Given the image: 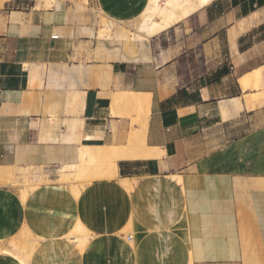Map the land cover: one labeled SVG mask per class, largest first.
<instances>
[{
  "label": "crops",
  "instance_id": "crops-1",
  "mask_svg": "<svg viewBox=\"0 0 264 264\" xmlns=\"http://www.w3.org/2000/svg\"><path fill=\"white\" fill-rule=\"evenodd\" d=\"M53 1L0 0V169L54 171L26 197L0 175V264H23L15 245L27 264H264V0H213L127 48L98 36L93 0ZM130 1L149 4L106 12ZM134 131L161 156L60 182Z\"/></svg>",
  "mask_w": 264,
  "mask_h": 264
},
{
  "label": "bare ground",
  "instance_id": "bare-ground-1",
  "mask_svg": "<svg viewBox=\"0 0 264 264\" xmlns=\"http://www.w3.org/2000/svg\"><path fill=\"white\" fill-rule=\"evenodd\" d=\"M52 2L54 1L49 0V3ZM212 2L213 0H150V3L146 6L144 13L142 14V21L136 29V34H135L136 37L135 35L134 37L137 38L138 40L149 42V40L152 39L153 37L159 36L160 34L168 30H171L177 27L178 25H180L181 23L185 22L194 13L209 6ZM242 84L245 89L249 88L250 85L249 80L244 79L242 81ZM132 100H133L132 101L133 106L139 112L141 119H143L142 121L145 122L144 119L148 114L147 102H145L143 99H132ZM116 101H117L116 103L119 104L130 103V99L127 94L122 95ZM143 138L144 136L142 131L141 132L134 131L132 132L131 140H129L128 143L129 146L126 148H121V147L119 148L118 146L117 147L115 146V147L103 148V149L102 148L83 149L81 154L80 164L78 163V165L76 164L71 166L66 165L61 167L60 173L62 174V179H61L62 182H65V184L67 183L68 185V183H71L69 181L71 178L69 179V177L74 176L77 178H82V176L85 175L92 177L95 176L97 177L98 175L102 178L103 177L116 178L117 164L122 159H128V158L142 159V158H150L152 156H161L160 152L154 151L152 150V148L150 149L147 146H145L143 143ZM10 169L12 168L10 167L1 168L0 175L2 176L4 173L8 171L10 172ZM12 170L14 171V168ZM10 175H12V173ZM10 175L7 178H10ZM34 175H35L34 179L40 178V174H34ZM86 181H90V180H86ZM9 184H11L12 186L13 182H10ZM38 185L39 184H35L32 186H23L21 191L22 197H26L28 192L35 189ZM71 188L73 190L72 192L76 194L79 192V188L77 186H74L72 183H71ZM127 188H129V186ZM23 247L17 245L15 249L18 252L17 255H24L26 258L23 260L19 258V260H21L23 264H27V262H29L28 257L30 258L33 250L31 246H30L31 250L30 249L25 250L23 249ZM2 252L11 253L9 251H4V250H2Z\"/></svg>",
  "mask_w": 264,
  "mask_h": 264
},
{
  "label": "rangeland",
  "instance_id": "rangeland-1",
  "mask_svg": "<svg viewBox=\"0 0 264 264\" xmlns=\"http://www.w3.org/2000/svg\"><path fill=\"white\" fill-rule=\"evenodd\" d=\"M35 1L36 2H43L44 1V7H49L51 4V3H49V0L48 1H46V0H34V2ZM84 1L86 2V0H84ZM116 2H117V0H93V6L96 8V12H97L96 14H97L98 19H99L98 36L100 38H108L109 40L114 39L115 41L123 42L124 44H126V48L128 46L132 45L134 42H137V41L141 42L142 44L144 42L150 44L152 41L151 39L149 40V42H147V41L138 40L137 38H135L136 37V35H135L136 29L142 21V16H141L142 13H141V11L138 12L139 10L134 11L133 3L131 1L126 2V7H125L124 11L121 13L120 18H118L116 14H114V16H112L111 14L106 12L107 6L108 5L112 6ZM106 3H108V4L106 5ZM146 3H148V0H145V4ZM149 3H150V0H149ZM143 8H144V6H143ZM128 34H129V36H128ZM134 35H135V37H134ZM176 35H177V37L180 36V30H177ZM128 38H130V39H128ZM122 39H123V41H122ZM134 39H136V40H134ZM253 88H255L257 90H260L262 88L259 78H256V80L253 84ZM260 99H261L260 94L255 96V97L254 96L251 97V100H252L251 102L253 103V107L256 106V104H259ZM144 101L147 102L146 100H144ZM128 109H132V107H130ZM147 110L149 112L148 106H147ZM132 112L133 111L131 110L129 112H126L125 114L128 113V116H130V115H132ZM138 115H139V113H138ZM138 119L139 120H138L137 124L142 126L144 121H142L143 119H141L140 115H139ZM35 170L36 171L38 170V171L36 172ZM53 172H54L53 169H43V168H28V169H20V170L14 169V171H13L14 174H13L12 181H11V182H13L12 187H14L18 191H22L23 186H32L35 184L40 185L43 183H47V182H49L50 177L53 175ZM34 174H40V178L34 179V176H35ZM56 174H58V176L60 177L59 171ZM60 178L62 179V175ZM88 178L91 179L92 176L85 175V176H82V178H77V177L72 176V177H69V179H70L69 181L72 184H74V183H86V182H88L86 180H89ZM60 182L65 184V182H62V180H60ZM71 183H68V184H71ZM16 246L17 245H15L14 247H16ZM17 253L18 252L16 250L11 251V254L18 257V259L19 258L22 260L26 259L24 255H17Z\"/></svg>",
  "mask_w": 264,
  "mask_h": 264
},
{
  "label": "built area",
  "instance_id": "built-area-1",
  "mask_svg": "<svg viewBox=\"0 0 264 264\" xmlns=\"http://www.w3.org/2000/svg\"><path fill=\"white\" fill-rule=\"evenodd\" d=\"M56 37V36H55Z\"/></svg>",
  "mask_w": 264,
  "mask_h": 264
}]
</instances>
